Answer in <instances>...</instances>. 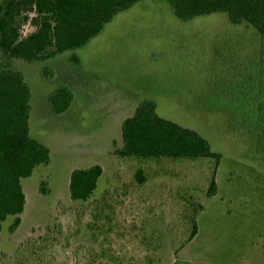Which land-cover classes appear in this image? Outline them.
Returning <instances> with one entry per match:
<instances>
[{
    "label": "rangeland",
    "instance_id": "rangeland-1",
    "mask_svg": "<svg viewBox=\"0 0 264 264\" xmlns=\"http://www.w3.org/2000/svg\"><path fill=\"white\" fill-rule=\"evenodd\" d=\"M0 67L24 73L31 135L51 152L23 179L20 227L3 222L0 264H264V36L255 27L227 13L182 20L169 2L144 0L81 49L35 63L0 54ZM64 85L75 99L57 114L50 96ZM146 99L200 132L220 160L119 156L123 123ZM95 165L104 173L93 197L72 200L73 171Z\"/></svg>",
    "mask_w": 264,
    "mask_h": 264
},
{
    "label": "trees",
    "instance_id": "trees-1",
    "mask_svg": "<svg viewBox=\"0 0 264 264\" xmlns=\"http://www.w3.org/2000/svg\"><path fill=\"white\" fill-rule=\"evenodd\" d=\"M144 0H4L0 2V54L27 62H47L70 51L81 49L99 36L106 25L121 12ZM182 20L214 13H227L231 23H248L264 36V0H164ZM78 62L79 58L73 56ZM45 76L54 78L49 66ZM32 91L22 71L0 67V233L3 222L14 217L10 231L22 223L27 205L23 179L51 161L50 149L31 135ZM75 99L69 86H61L50 96L57 114L66 112ZM121 157L214 158L210 141L200 132L158 113L153 99L142 101L132 117L123 123ZM104 173L101 165L76 169L71 175L70 193L74 201H88ZM217 189L213 180L210 196ZM42 192L47 194L45 183ZM198 225L190 240L198 234Z\"/></svg>",
    "mask_w": 264,
    "mask_h": 264
}]
</instances>
